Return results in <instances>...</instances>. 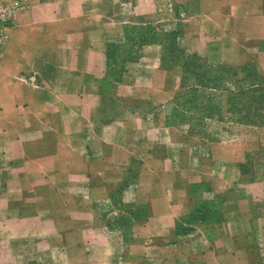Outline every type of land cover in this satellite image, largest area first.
<instances>
[{
	"label": "crops",
	"instance_id": "crops-1",
	"mask_svg": "<svg viewBox=\"0 0 264 264\" xmlns=\"http://www.w3.org/2000/svg\"><path fill=\"white\" fill-rule=\"evenodd\" d=\"M14 2L0 59V264H251L223 225L178 235L216 161L170 166L172 143L186 147L168 123L185 72L166 66L158 33L264 77V0ZM131 192L128 212L118 199Z\"/></svg>",
	"mask_w": 264,
	"mask_h": 264
},
{
	"label": "rangeland",
	"instance_id": "rangeland-1",
	"mask_svg": "<svg viewBox=\"0 0 264 264\" xmlns=\"http://www.w3.org/2000/svg\"><path fill=\"white\" fill-rule=\"evenodd\" d=\"M14 1L0 0L7 9L9 28ZM142 33L151 38V29ZM158 34L166 44V66L181 65L186 74L168 110L171 133L178 134L180 128L186 147L181 155L180 145L172 143L170 166L178 167L181 159L194 170L211 167L216 161L214 170L199 174V182L191 186L196 211L187 225L176 222L180 234L190 227L223 225L237 238L241 256L246 251L251 264H264V77L257 76L252 65L231 70L188 53L181 45L179 30ZM116 51L124 58L129 55L125 46ZM214 146L220 153L218 161ZM212 182L217 189L212 188ZM131 196L132 192L125 193V199L120 197L118 207L129 212L130 205L121 202H129ZM147 214L144 209L137 216L144 219Z\"/></svg>",
	"mask_w": 264,
	"mask_h": 264
},
{
	"label": "built area",
	"instance_id": "built-area-1",
	"mask_svg": "<svg viewBox=\"0 0 264 264\" xmlns=\"http://www.w3.org/2000/svg\"><path fill=\"white\" fill-rule=\"evenodd\" d=\"M7 9L0 3V59L4 56L10 40Z\"/></svg>",
	"mask_w": 264,
	"mask_h": 264
},
{
	"label": "trees",
	"instance_id": "trees-1",
	"mask_svg": "<svg viewBox=\"0 0 264 264\" xmlns=\"http://www.w3.org/2000/svg\"><path fill=\"white\" fill-rule=\"evenodd\" d=\"M144 39H151V38H148L146 35H145V37H144ZM114 49V48H113ZM114 50H117V48H115ZM114 53V52H113ZM167 63V60H166V62H165V64ZM247 67V66H246ZM224 68H227V69H231V70H233V68H228V67H224ZM241 68H243V67H241ZM241 68H239V69H241ZM245 68V67H244ZM252 68H253V70H254V72H255V74H257V76H261V75H259L256 71H255V69H254V67L252 66ZM185 69V68H184ZM184 72H185V70H184ZM185 76H186V74H185ZM261 77H263V76H261ZM184 81H185V77H184V79H183V84H184ZM183 84H182V86H183ZM196 211V210H195ZM195 213V212H194ZM194 213L193 214H191L189 217H187V218H184V219H182L181 221H179L180 223L179 224H188V222L193 218V216H194ZM178 226V225H177ZM180 227L178 226V235H180ZM194 229H192L191 227L190 228H187V229H185L184 230V232H182L181 234L183 235V234H188V233H190V232H192Z\"/></svg>",
	"mask_w": 264,
	"mask_h": 264
}]
</instances>
